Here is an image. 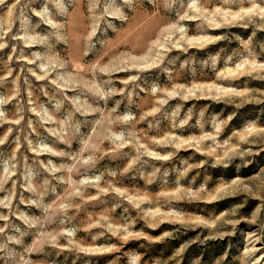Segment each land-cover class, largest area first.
Listing matches in <instances>:
<instances>
[{
	"label": "rangeland",
	"instance_id": "rangeland-1",
	"mask_svg": "<svg viewBox=\"0 0 264 264\" xmlns=\"http://www.w3.org/2000/svg\"><path fill=\"white\" fill-rule=\"evenodd\" d=\"M260 258L264 0H0V264Z\"/></svg>",
	"mask_w": 264,
	"mask_h": 264
},
{
	"label": "bare ground",
	"instance_id": "bare-ground-1",
	"mask_svg": "<svg viewBox=\"0 0 264 264\" xmlns=\"http://www.w3.org/2000/svg\"><path fill=\"white\" fill-rule=\"evenodd\" d=\"M261 10H263L262 8H260ZM248 12V11H247ZM249 13H252L251 11L249 12ZM255 13V12H254ZM235 17H236V15H235ZM255 242H259V239H255V240H253V242L252 243H255ZM261 250V248H258V250H256V251H260ZM263 258H260V259H258V260H256V262H254V264H260V263H262L263 262V260H262Z\"/></svg>",
	"mask_w": 264,
	"mask_h": 264
}]
</instances>
